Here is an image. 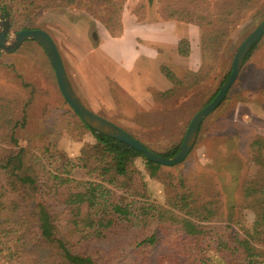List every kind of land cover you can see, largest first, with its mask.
I'll return each instance as SVG.
<instances>
[{
    "label": "rangeland",
    "instance_id": "obj_1",
    "mask_svg": "<svg viewBox=\"0 0 264 264\" xmlns=\"http://www.w3.org/2000/svg\"><path fill=\"white\" fill-rule=\"evenodd\" d=\"M112 14L117 21L110 20L107 28L105 22ZM200 16L208 17L200 20ZM15 18L20 22L22 16ZM221 18L228 26L225 39L207 45L205 32ZM263 18L264 0H250L244 6L235 0H82L76 6L44 8L33 26L54 40L70 86L85 107L132 133L151 150L164 152L180 145L193 114L208 103L231 70L238 45ZM118 26L121 33L113 35L110 31L117 32ZM17 27H11V33L22 29ZM182 38L190 46L186 56L176 50ZM111 41L135 48V65L115 59L104 48ZM143 51L152 56L144 57ZM1 54L0 95H25L22 80L45 91L31 102L24 127L17 128V144L34 155L50 139L69 156L77 155L82 141L92 137L88 132L80 141L71 136L73 114L55 84L43 49L36 42L23 41L13 54ZM160 66L171 70L179 82L169 81ZM165 90L172 92L164 95ZM257 137H264V35L226 98L201 122L187 157L156 177H146L152 198L165 204L164 184L176 182L179 176L202 197L212 187L213 174L214 178L224 176L235 203H241L237 184L245 173L256 170L245 159L250 142ZM29 189L32 193L31 184ZM156 251L152 249L146 264H156ZM121 263L131 264L127 258Z\"/></svg>",
    "mask_w": 264,
    "mask_h": 264
},
{
    "label": "trees",
    "instance_id": "obj_2",
    "mask_svg": "<svg viewBox=\"0 0 264 264\" xmlns=\"http://www.w3.org/2000/svg\"><path fill=\"white\" fill-rule=\"evenodd\" d=\"M235 1L240 6L250 2ZM81 3L0 0V8L11 17L12 28L16 24L23 29L34 28L35 16L44 8ZM16 15L22 16L20 22ZM110 20L115 23L117 16L109 17L107 28ZM224 23L218 19L205 32L207 45L225 39ZM110 32L118 35L121 27ZM177 51L189 54L187 39L178 41ZM161 71L172 83L179 82L171 70L163 66ZM21 87L22 97L0 95V264H122L126 258L131 264H146L153 248L156 264H264V137L248 146L245 164L256 170L237 184L241 203H235L224 176L212 174V187L202 197L184 177L164 184L163 204L152 198L146 177L181 163L165 166L148 160L126 143L87 126L70 107L71 136L80 141L88 132L92 137L82 141L77 155L69 156L50 139L34 155L19 146L16 130L24 127L31 102L45 94L27 80ZM178 148L176 144L156 153L170 157Z\"/></svg>",
    "mask_w": 264,
    "mask_h": 264
},
{
    "label": "water",
    "instance_id": "obj_3",
    "mask_svg": "<svg viewBox=\"0 0 264 264\" xmlns=\"http://www.w3.org/2000/svg\"><path fill=\"white\" fill-rule=\"evenodd\" d=\"M10 29L9 15L0 10V51L12 53L27 39L37 42L43 49L53 69L56 84L62 98L82 122L95 131L126 143L154 163L173 166L181 163L187 157L195 143L201 122L220 105L229 88L234 84L247 53L264 34V18L238 45L232 58L231 70L228 76L222 82L214 97L193 114L177 152L170 157L162 156L151 150L127 131L108 119L90 111L80 102L70 86L59 50L52 37L46 31L40 28H23L11 33Z\"/></svg>",
    "mask_w": 264,
    "mask_h": 264
},
{
    "label": "crops",
    "instance_id": "obj_4",
    "mask_svg": "<svg viewBox=\"0 0 264 264\" xmlns=\"http://www.w3.org/2000/svg\"><path fill=\"white\" fill-rule=\"evenodd\" d=\"M27 40H29V39H27ZM122 39H119V40H114V41H118V42H120ZM180 40V39H179ZM178 40V41H179ZM25 41V40H24ZM178 41H177V43H178ZM25 42H27V41H25ZM37 43V42H36ZM20 46V45H19ZM18 46V47H19ZM40 46V45H39ZM41 47V46H40ZM104 48L105 49H107L108 50V52H111V53H113V56H114V58L115 59H117V60H119L120 62L122 61V62H124L125 61V64H127V63H129V61H132L131 62V64L132 65H135V62H136V57H138V53L136 52V53H134V50H135V48H131V47H124V44L122 43V44H117V43H114V42H112L111 41V44H109V43H107L105 46H104ZM109 50H112V51H109ZM176 50H177V46H176ZM16 50H14L12 53H3L4 55H7V54H9V55H11V54H13L14 52H15ZM146 52V54L144 53V51L142 52V55L144 56V57H148V56H152L151 55V53L149 52V51H145ZM190 52V51H189ZM139 55H141V54H139ZM62 59V58H61ZM110 59V58H109ZM109 59H105V60H109ZM111 60H114L113 58H111ZM45 61H46V59H45ZM47 62V61H46ZM62 62H63V59H62ZM48 63H49V61H48ZM48 63H47V66H49L48 65ZM50 64V63H49ZM112 64H113V62H112ZM63 65H64V62H63ZM128 65V64H127ZM50 67H51V65H50ZM163 67V66H162ZM49 68V67H48ZM160 69H161V66H160ZM47 75H49V71H48V69H46V78H47ZM110 78V77H109ZM56 81V80H55ZM69 81V80H68ZM46 87V86H45ZM37 88V87H36ZM59 90V89H58Z\"/></svg>",
    "mask_w": 264,
    "mask_h": 264
}]
</instances>
